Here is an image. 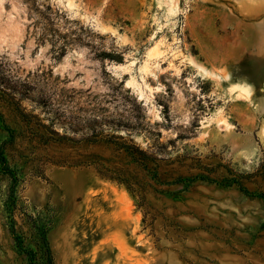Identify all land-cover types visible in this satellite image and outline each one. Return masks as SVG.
<instances>
[{
    "label": "rangeland",
    "instance_id": "374dc122",
    "mask_svg": "<svg viewBox=\"0 0 264 264\" xmlns=\"http://www.w3.org/2000/svg\"><path fill=\"white\" fill-rule=\"evenodd\" d=\"M0 113V264H264V0H0Z\"/></svg>",
    "mask_w": 264,
    "mask_h": 264
},
{
    "label": "trees",
    "instance_id": "16d2710c",
    "mask_svg": "<svg viewBox=\"0 0 264 264\" xmlns=\"http://www.w3.org/2000/svg\"><path fill=\"white\" fill-rule=\"evenodd\" d=\"M0 120L4 121L3 116H2L1 113H0ZM7 129L12 134V131L9 128H7ZM6 144H7V142H5L3 144V146L1 147V152H0L1 170L4 173L10 174L12 177H14V173L9 168L6 158L2 155V153H3L2 150L4 148V145H6ZM141 152L144 153L143 151H141ZM201 178L202 179H206V180H210L209 177L204 176V175H202ZM177 180L181 181V178H178ZM14 181H15V183H14V185L11 186V191H10L9 200H8L9 209L12 210V211L14 210L15 205H16V196H15L16 179H14ZM240 188L246 194L264 198V193H253V192H250L243 185H240ZM11 232H12V234L14 235V237L16 239L17 247L19 248V250L21 252L25 253L28 256L30 264H38L37 261L35 260L36 251H34V249H32V248L24 246L23 239L16 232L14 223H11ZM39 235H40V237H39L40 249L43 251V254L47 257L48 264H55L54 263V257H53V254H52V250H51L50 244H49L48 239H47V229H44V230L42 229Z\"/></svg>",
    "mask_w": 264,
    "mask_h": 264
},
{
    "label": "bare ground",
    "instance_id": "6f19581e",
    "mask_svg": "<svg viewBox=\"0 0 264 264\" xmlns=\"http://www.w3.org/2000/svg\"><path fill=\"white\" fill-rule=\"evenodd\" d=\"M71 3V2H70ZM72 5H73V3H71ZM71 4H69V5H71ZM71 5V6H72ZM173 10V9H172ZM250 17H253V18H255L256 17V15H252V16H250ZM263 42V41H262ZM144 70V69H143ZM235 87V86H234ZM237 88H239L240 90H241V92L242 91H244V92H247V89L244 87V86H242V85H238V86H236ZM143 95V94H142ZM141 95V96H142ZM56 250V249H55Z\"/></svg>",
    "mask_w": 264,
    "mask_h": 264
}]
</instances>
